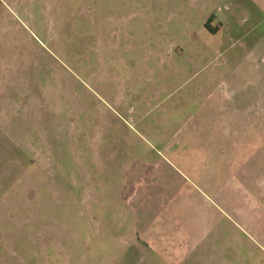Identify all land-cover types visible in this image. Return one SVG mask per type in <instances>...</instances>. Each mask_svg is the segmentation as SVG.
<instances>
[{
    "label": "rangeland",
    "instance_id": "rangeland-1",
    "mask_svg": "<svg viewBox=\"0 0 264 264\" xmlns=\"http://www.w3.org/2000/svg\"><path fill=\"white\" fill-rule=\"evenodd\" d=\"M0 264H264V0H0Z\"/></svg>",
    "mask_w": 264,
    "mask_h": 264
},
{
    "label": "trees",
    "instance_id": "trees-1",
    "mask_svg": "<svg viewBox=\"0 0 264 264\" xmlns=\"http://www.w3.org/2000/svg\"><path fill=\"white\" fill-rule=\"evenodd\" d=\"M206 27V26H205Z\"/></svg>",
    "mask_w": 264,
    "mask_h": 264
}]
</instances>
